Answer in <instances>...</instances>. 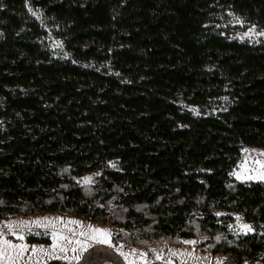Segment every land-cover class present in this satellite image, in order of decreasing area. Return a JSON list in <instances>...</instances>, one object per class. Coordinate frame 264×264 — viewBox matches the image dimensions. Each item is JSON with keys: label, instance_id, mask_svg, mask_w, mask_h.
Instances as JSON below:
<instances>
[{"label": "trees", "instance_id": "trees-1", "mask_svg": "<svg viewBox=\"0 0 264 264\" xmlns=\"http://www.w3.org/2000/svg\"><path fill=\"white\" fill-rule=\"evenodd\" d=\"M0 5V221L72 213L129 245L206 237L264 264V182L229 175L245 147L264 150V37L216 26L231 13L264 30V0ZM230 214L256 232L231 233Z\"/></svg>", "mask_w": 264, "mask_h": 264}, {"label": "snow or ice", "instance_id": "snow-or-ice-1", "mask_svg": "<svg viewBox=\"0 0 264 264\" xmlns=\"http://www.w3.org/2000/svg\"><path fill=\"white\" fill-rule=\"evenodd\" d=\"M29 11H31V9H29ZM32 14L34 16L36 15L35 12ZM229 15L232 14L229 13ZM37 18L39 19V17ZM236 22L243 23V21L238 18L236 19ZM253 35L264 36V31L256 32V25H252L248 31L244 33V36L251 37ZM241 39H243V37H241ZM244 151L247 153L249 150L244 149ZM109 164L111 167H115V164L112 162H109ZM95 175H99V173H95ZM229 175H232L237 180L241 181L264 182V151L259 153V158L252 160L251 165H249L247 159H245L240 165V171H233L229 173ZM78 183L82 185H90L95 183V181L91 176H85L82 180L78 181ZM62 187H66V185H62ZM86 191L89 194L91 193V189H86ZM3 203L4 201L0 200V205ZM101 207H103V205H101ZM216 215L219 216L220 213H216ZM235 219L237 221L236 229H232V225H228L229 229L232 230L234 234L247 235L255 232V229L251 224L240 222L242 219L240 215H236ZM32 225L50 230L52 242L48 247L25 243L24 232H31ZM72 225L77 227H72ZM8 234L16 237L20 243H13L11 239L6 238ZM45 234L47 235L48 233L46 232ZM261 235H264V233H261ZM215 239L219 241L220 236H216ZM93 243L104 244L114 248L119 256L126 261V264H136V259L141 260L142 264H149L147 252H139L134 248L130 249L129 252H125L123 250V244L114 245L110 230L94 227L92 225L84 227L79 220H65L59 216L54 218L38 217L31 221H6L3 225V229H0V264H46L47 260H59L65 261L67 264H72L73 261L79 262L82 259L83 253L86 252ZM182 243L195 245L197 241L185 240L182 241ZM152 251L155 254L156 260L163 259L162 253L156 252L155 249H152ZM185 255L191 256L192 253L170 249L169 259L165 264H173L171 257H183ZM217 264H222V261L218 260ZM243 264H249V262L245 260ZM256 264H260V262L256 261Z\"/></svg>", "mask_w": 264, "mask_h": 264}, {"label": "rangeland", "instance_id": "rangeland-1", "mask_svg": "<svg viewBox=\"0 0 264 264\" xmlns=\"http://www.w3.org/2000/svg\"><path fill=\"white\" fill-rule=\"evenodd\" d=\"M36 13V17L40 16L37 12ZM238 17L234 16V15H229L228 14V18L227 21H222L221 23L216 24L217 27H220L221 29H223V31L226 32V34L233 39H238L240 41H248L251 43H256L257 41H259L261 38H263L264 36H256L253 35L251 37H245L244 33L248 31V29L252 26L250 24L245 23L243 20V23H237L236 19ZM260 31H264L259 29L258 27H256V32H260ZM241 37H243V39H241ZM52 41H53V47L54 49L57 51L56 53L58 54H62V52L64 53L62 44L55 39L54 37H52ZM189 109L196 111L195 108L193 107H189ZM244 149H248L249 151L246 153L244 151ZM242 150V154L241 157L239 159V161L237 162V165L235 166V168L233 169V171H240V165L245 161V159H247L248 164L251 165V162L253 159L255 158H259V153L264 151L258 148H252V147H245ZM255 150V151H253ZM232 171V172H233ZM85 176H91L92 179L96 182V175L95 174H90V175H85ZM83 176V177H85ZM83 177H80L78 179V181L82 180ZM233 178L236 181L239 182H251V181H241V180H237L234 176ZM253 182H259V181H253ZM94 184V183H93ZM90 184V185H93ZM82 185V184H81ZM86 186V185H85ZM61 217L64 218L65 220L67 219H75V220H79L82 222L84 227H87V225H92L94 227H98V228H104V229H108L111 231L112 233V241L114 245H119V244H123L124 245V251L125 252H129L130 249H137L139 252H147L148 254V261L149 264H165V262L169 259V250H178L180 252H191L192 255L191 256H174L171 257V259L173 260V264H217V261H222V264H237L235 261V255L232 253H217V254H213L210 253L207 250V247H201V244L203 243V241H205V237H203L202 239H195V238H188V239H183L180 241V243L176 244V243H170V242H155V241H146V245L142 246L140 244H142L143 242H136L133 243L132 245H129L128 243L123 241V236L127 235L124 231L123 228H119V227H113L111 225V223L108 222H103V221H91V220H87L84 218H80L77 217L75 215H73L72 213H63V214H53V213H49V212H36L34 214H29V215H24V214H10L8 215L7 218H3L0 221V229H3V225L6 221L11 220V221H31L34 220L38 217ZM236 217V215H235ZM241 223H248L251 224L249 222L244 221L243 219H241L240 221ZM228 225H232V229H236L237 228V221L234 218V221L231 223H228ZM252 225V224H251ZM253 226V225H252ZM72 227H77L75 225H72ZM32 230L31 232L25 231L24 235H25V243L29 244V245H44L45 247H48L51 244V234H50V230L45 229V228H40L37 227L35 225L31 226ZM253 228L255 229V227L253 226ZM79 230V229H77ZM123 230V231H121ZM48 233L47 235L45 233ZM232 233H234L231 230ZM256 232V229H255ZM254 232V233H255ZM258 233H264L263 228H260L258 230ZM249 234H253V233H249ZM238 235V234H236ZM240 235V234H239ZM8 239H11L13 241V243H20V241L14 237L11 236V234H8L7 237ZM185 240H196L197 243L195 245H191V244H185L182 243V241ZM139 244V245H138ZM99 248H102L100 251L98 250ZM152 249H155L156 252L162 253L163 255V259L162 260H156L155 259V254L153 253ZM102 251V253H104L105 257L102 258L104 260H101L98 258V253H100ZM71 254V253H70ZM108 257V259H107ZM247 260L249 262V264H256V261H259L260 264L262 263V259L261 257L258 258H250V257H242L241 258V262L239 264H243V262ZM67 264V262L65 261H59V260H47L46 264ZM72 264H126V261L119 256V254L114 250V248L109 247L108 245H104V244H99V243H93L92 246L90 248H88V250L86 252L83 253L82 255V259L79 262L73 261ZM136 264H142V261L139 259H136Z\"/></svg>", "mask_w": 264, "mask_h": 264}, {"label": "bare ground", "instance_id": "bare-ground-1", "mask_svg": "<svg viewBox=\"0 0 264 264\" xmlns=\"http://www.w3.org/2000/svg\"><path fill=\"white\" fill-rule=\"evenodd\" d=\"M80 184V183H79ZM231 215V218L229 220V223L233 222L234 221V218H235V215H238V214H230ZM231 231V230H230ZM232 233V232H231ZM234 234V233H233ZM236 235V234H235ZM243 257H247V256H243Z\"/></svg>", "mask_w": 264, "mask_h": 264}, {"label": "water", "instance_id": "water-1", "mask_svg": "<svg viewBox=\"0 0 264 264\" xmlns=\"http://www.w3.org/2000/svg\"><path fill=\"white\" fill-rule=\"evenodd\" d=\"M52 264V263H51Z\"/></svg>", "mask_w": 264, "mask_h": 264}]
</instances>
